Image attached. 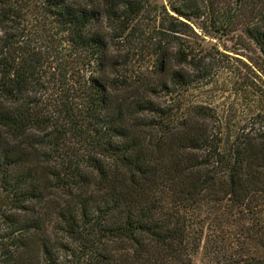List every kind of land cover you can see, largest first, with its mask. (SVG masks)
<instances>
[{
    "label": "trees",
    "instance_id": "obj_1",
    "mask_svg": "<svg viewBox=\"0 0 264 264\" xmlns=\"http://www.w3.org/2000/svg\"><path fill=\"white\" fill-rule=\"evenodd\" d=\"M221 58L264 72V0H0V264H179L161 188L264 193V118L223 152L215 109L182 104Z\"/></svg>",
    "mask_w": 264,
    "mask_h": 264
},
{
    "label": "rangeland",
    "instance_id": "obj_2",
    "mask_svg": "<svg viewBox=\"0 0 264 264\" xmlns=\"http://www.w3.org/2000/svg\"><path fill=\"white\" fill-rule=\"evenodd\" d=\"M218 43L221 52L236 56L226 53L223 43L214 39H207L204 46ZM218 63L209 83L188 89L181 100L185 109L197 105L215 109L222 124V151L227 152L242 127L254 117L264 118V72L255 68L243 71L249 82L245 83L235 74L240 66L234 59L221 58ZM247 190L246 199L239 203L206 199L182 207L171 185L160 189L157 218L180 217L186 227L179 264H256L264 260V193L252 183ZM113 264L137 263L130 251H120L114 254Z\"/></svg>",
    "mask_w": 264,
    "mask_h": 264
}]
</instances>
